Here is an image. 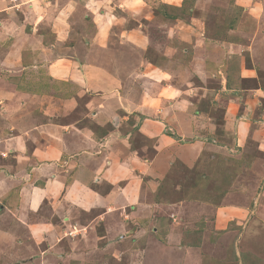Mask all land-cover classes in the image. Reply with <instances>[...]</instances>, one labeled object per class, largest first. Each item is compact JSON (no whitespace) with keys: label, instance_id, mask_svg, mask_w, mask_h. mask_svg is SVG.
Segmentation results:
<instances>
[{"label":"crops","instance_id":"obj_1","mask_svg":"<svg viewBox=\"0 0 264 264\" xmlns=\"http://www.w3.org/2000/svg\"><path fill=\"white\" fill-rule=\"evenodd\" d=\"M106 1L111 4L102 6L104 0H0L1 81L12 77L17 82L25 80V84L39 83L48 92L57 88L54 92L58 97L53 100L58 101L60 115L58 122H53L46 107L37 122L26 107L9 111L6 125L10 134L0 138L3 157L13 160L0 164V264H108L107 258L118 260L124 255L129 258L127 264H140L136 256L141 250L114 248L116 241L127 243L125 248L132 243L125 219H130L135 243L145 240L146 225L156 223L162 205L160 199L150 203L149 193L162 188L164 174L174 162L179 160L187 169L195 164L196 151L208 145L195 131L213 125L194 105L198 102L195 96L186 98L194 86L187 83L188 89L178 87L184 74L202 81L204 74H210L204 78H214L216 70L221 85L214 98L220 101L221 94L225 95L222 92L238 90L227 88L226 77H222L226 60L234 56L239 59L240 78L255 81L252 88L264 96L258 81L264 62L261 69L255 61L264 60V30L257 38L260 40L246 47L248 55L243 53V43L234 38H204L201 47L194 41L180 52L174 35H168L164 46L154 47L142 20L155 21V25L169 30L164 24L177 20L166 21L159 9L163 4L180 6L183 0ZM196 2L193 11H197ZM235 6L250 16L252 33L263 28L264 0H235ZM190 28L189 34L193 32ZM227 31V36L236 32L233 28ZM43 34L42 41L39 37ZM197 48L202 52L197 53ZM1 91L0 86V97ZM154 92L156 96L150 94ZM15 93L18 98L37 95L32 90L28 93V88ZM231 100L222 102L221 126L225 123L223 128L231 127L232 120L237 130L243 126L242 131H234L238 136L235 144L240 146L246 123L235 120L237 110ZM146 102L165 106L159 109ZM145 114L157 120L143 117L137 131L147 124L150 128H155V122L161 125L151 135V148L132 146L129 137L135 127L124 119L134 115L140 120ZM87 120L103 131L98 140L88 132ZM181 120L185 126H180ZM17 128L21 131L15 132ZM122 130L127 132L122 135ZM183 133L189 136L184 145L179 142ZM90 182H106L110 188L100 193L89 186ZM233 201L217 207V227L226 228L232 221L235 226L246 222L248 208ZM83 213L89 217L78 219ZM153 213L150 222L147 216ZM49 214L57 224L48 219ZM157 222L161 227L166 220L161 217ZM99 223L103 225L101 236L96 232ZM71 227L79 233L69 236ZM157 227L153 225L160 229ZM249 231L251 237L256 235ZM150 237L162 244L151 232L147 242Z\"/></svg>","mask_w":264,"mask_h":264},{"label":"rangeland","instance_id":"obj_2","mask_svg":"<svg viewBox=\"0 0 264 264\" xmlns=\"http://www.w3.org/2000/svg\"><path fill=\"white\" fill-rule=\"evenodd\" d=\"M196 3L197 11H193L192 16L188 17L185 15L175 22L164 24L169 30L160 26L161 24L155 25V21L146 22L149 20H142L143 26L147 28L152 39L153 46H164L168 40V35H174L173 40H177L178 45H181V42L188 44L187 48L190 45L192 46V44L194 45V41H197L198 47H201L200 44L204 42V38H209V41L211 39L218 40L219 38H222V40L234 38L243 43L245 47L243 53L248 55L246 47L248 46L249 49L253 42L260 40L257 38L264 30V26L263 28L260 27L256 34L252 33L253 29L250 31L252 28L250 16L243 10L238 12L234 8L235 0H197ZM109 4L111 2L108 3L106 0L101 3L102 6ZM234 16L238 17L240 21L233 25V29L236 32L227 36L226 26L232 24ZM16 18L19 20L18 15ZM75 24L79 25L80 20L76 19ZM82 25H86L85 22H82ZM189 26L191 31H193L190 34ZM46 32L49 33L48 31ZM44 34L39 37L42 41ZM49 35L52 36L51 33ZM44 40L46 41V39ZM182 49L178 47L180 52H182ZM201 50L203 49H196L197 53L202 52ZM190 51L193 52L192 50ZM255 61L259 62V65L261 64L259 66L261 68L264 60L262 61L259 58V60L256 59ZM225 66L228 68L227 65ZM233 67L237 68V70L240 68L239 65ZM226 68L224 73L222 71V77H226ZM120 69L122 70V68ZM237 70L234 69V71ZM263 70H261V73L264 72ZM217 73L215 70V77L211 79L204 78L210 74H204L202 81L186 73L183 76V80L181 79V82L178 83L180 89H188L186 88L187 83H191L192 87L194 86L191 96H189V91L186 92V98L195 96L198 102L194 103V105L199 106L198 110L203 111L201 116L205 117L206 121L213 122V125L211 124L212 127L210 129L206 127L195 131L201 137L199 139L208 142L207 148H199L200 151H196L199 155L195 164L187 169L180 165L179 160L177 164L174 162L164 174L166 183L157 190H160V192L158 194L157 191L153 194L149 193L150 197L148 196L147 199L150 203L158 202L157 199L161 200L160 204L162 205H159L160 208L157 210V217L155 218L156 223L153 224L160 229L155 230L153 225H151L152 227L146 225L145 240L138 239L135 243L134 230L130 219H125V228L129 229L130 234L128 238L133 241L131 240L132 243L127 248L124 246L127 243L116 241L114 248L130 251H133V249L141 250L139 256H136L140 264H244L241 258L245 259L248 264H264V222L261 223V217H264V96L258 94L252 88L255 86V81L245 79L239 83L238 90L228 93L222 92L225 95L221 94V100H215L214 94L217 93L216 90L221 85L220 76ZM258 77L261 88H264V73ZM1 79L0 86L3 94L0 97V138H4L9 133L8 125H6L10 122L9 117L11 115L9 111L16 110L20 106L26 107V111H31L32 117L37 122L42 120L43 110L49 107L50 113H52L50 119L53 122H58L60 116L57 114L59 104L56 98L53 100V97H58L57 88H54V90L57 89L55 92L53 89L48 92L44 87L41 89L42 87L39 83L25 84V80L17 82L12 77L6 79L5 82H2ZM27 88L28 93L31 90L35 93L39 91L37 95L39 93L41 95L33 96L30 94V97L27 98L16 97V91L24 92ZM47 88H50V86ZM150 94L156 96L157 93ZM230 97L233 99L231 100L232 103L236 105L234 107L237 110L235 120L246 123L245 138L242 139L240 146L235 144L238 142V136L234 131L235 129L237 132L242 131L243 126L240 125L238 127L239 130H237V127H233L236 122L234 120L231 122L233 123L231 127L223 128L225 123L223 127L221 126L222 121H224L222 102L223 100L228 101ZM188 100L191 102L189 98ZM83 101L84 95L82 99H79L80 106ZM146 104L150 107L156 106L159 109L165 106H159V102L156 104H148L146 102ZM178 106L181 105L178 104ZM68 117L70 116H66V118ZM143 117L154 121L157 120L155 117L145 114L140 117V120H137L134 115H129L124 121L130 122L135 127L132 131L134 133L129 137L132 146L145 144V147L151 148L154 141V139H151V135L157 133V127L161 124L155 122V128H150L147 124L142 130L137 131ZM181 123L183 125L180 126H185L182 120ZM85 124L89 128L88 132H91V137L98 140L103 131L89 120L85 121ZM106 128L109 129V126H106ZM14 131L20 132L21 130L17 128ZM124 132L127 131L122 130V135ZM31 133L33 135L35 131ZM37 134L39 135L38 138L41 139L40 134L38 132ZM179 139H181L179 142L184 145V143L189 141V136L183 133L180 134ZM184 148L186 147L184 146L182 149ZM192 149L195 150V148ZM3 151L4 147L0 143V164L3 161L12 162L13 160L9 159V157H3ZM89 186L100 193H105L110 188V185L106 182H100L99 184L90 182ZM232 199H234L233 202L236 201L237 204L248 208L246 222L235 226L234 222L230 221L231 223L229 222L230 224L226 228H219L216 221L217 207L225 203L229 204ZM88 217L89 215L85 213L78 215V219L82 220H86ZM154 217V213L148 214L147 220L151 222ZM161 217L166 222L160 227L157 221ZM250 218L252 220H249ZM48 219L57 224V219L50 216V214ZM76 227H71L72 231L68 232L69 236L72 233H79ZM163 230L166 231L162 234ZM249 230H254L253 232L256 235L251 237ZM96 232L100 236L103 235V225L101 223L97 225ZM149 232L159 239L162 244L153 241L151 237L149 242H147L146 239L149 236ZM168 247H173L172 251ZM175 254L178 255V258H175ZM234 255L238 256V260L235 259ZM127 261H129V258L126 255L120 256L118 260L107 258L108 264H127Z\"/></svg>","mask_w":264,"mask_h":264},{"label":"trees","instance_id":"obj_3","mask_svg":"<svg viewBox=\"0 0 264 264\" xmlns=\"http://www.w3.org/2000/svg\"><path fill=\"white\" fill-rule=\"evenodd\" d=\"M193 4H194V0H183L182 4L180 6H174V5H169V4H163L159 9V12L161 13L160 15L162 16L163 19H165L166 21H175L177 19L183 18L185 15L190 17L192 16L193 13ZM234 8H236V10L238 12H241V7H237L235 6ZM230 20V19H229ZM239 22L240 19L238 20V17L234 16L233 17V21L231 24V20H230V24L226 26V29H231L233 28V25L236 22ZM176 41V46L177 48H185L188 44L186 43H182L181 45H178L177 40H174V42ZM183 51V49H182ZM239 59L236 57H232L229 60H226V64L228 66V68H226V87L231 89V88H238L239 87V83H241L243 80L240 78L239 76V70H237V68H234L233 66L237 67L238 61ZM236 62V63H235ZM234 69H236L237 71H234ZM174 137H176V134H173ZM177 138V137H176ZM235 259L238 260V256L234 255ZM244 258V257H243ZM241 260L243 261L244 264H248L247 261H245V259L243 260L241 258ZM254 264V263H253Z\"/></svg>","mask_w":264,"mask_h":264}]
</instances>
